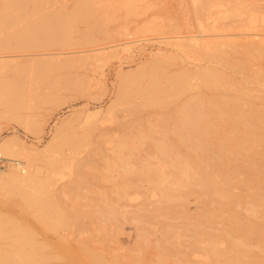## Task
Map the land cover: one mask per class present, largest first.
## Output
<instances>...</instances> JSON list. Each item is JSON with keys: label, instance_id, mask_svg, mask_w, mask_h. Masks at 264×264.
I'll list each match as a JSON object with an SVG mask.
<instances>
[{"label": "rangeland", "instance_id": "1", "mask_svg": "<svg viewBox=\"0 0 264 264\" xmlns=\"http://www.w3.org/2000/svg\"><path fill=\"white\" fill-rule=\"evenodd\" d=\"M78 1L50 0V7L41 15L55 12L59 19L65 20ZM93 3L107 7L104 25L87 26L82 19H75L69 25L74 34L68 44L0 50V63H5L0 71V83L10 81L21 88L9 105H0V141L16 135L28 147L41 150L56 135L62 122H68L67 133L86 141L84 149L76 153L62 146L61 141L55 147V150L63 149L75 165L74 173L66 169L54 176L57 204L69 226L50 227L42 218V211L25 203L21 188L13 187L0 197V264L33 261L93 264L85 246L98 248L97 242L108 235L107 246L121 248L120 254H125L141 242L142 225L150 232L148 258L157 260L152 249L162 237L159 222L150 223L147 219L141 224L123 222L116 230L110 224H102L100 211L105 200L117 198L115 193L124 184L121 170L113 171L111 166L120 156L131 152L137 157L153 155L152 141H141L139 132L158 139L160 135L149 132L150 128L157 125L159 114L171 112L178 103L167 107L123 105L117 100L121 75H126L132 87L138 88L149 81L152 68L161 69L166 75L184 69L192 72L204 67L217 69L233 86L215 90L201 87L186 93L178 102L194 94L223 97L250 102L264 117V56L257 55L260 50L264 52V0L249 3L245 9H237L236 0H228L214 9L200 0H132L131 3L94 0ZM128 6L132 7L130 13L126 11ZM226 13L234 16L218 18ZM85 32L88 39L82 38ZM36 38L42 41L45 36L39 34ZM196 39L208 41L209 52L214 55H201ZM219 51L225 53L226 62L216 56ZM35 69H39L36 76ZM69 82L75 86L68 87ZM195 82L201 85L202 80ZM244 87L258 98L238 90ZM96 111L100 113L88 119ZM220 124L219 129L208 135L213 143L223 141L231 146L232 142L226 138L228 133H248L242 123L229 128ZM254 132L264 135V126ZM133 146L137 148L134 151ZM55 150L50 152L54 154ZM216 152L214 147L202 155L214 162ZM88 153L93 155V160L81 163ZM241 155L264 164L262 145L251 144L241 150ZM20 158L27 159L25 154ZM16 166L15 160H7L8 169ZM219 167L222 173L229 170L227 163ZM130 204L133 208L138 202ZM184 210L197 215L205 207L189 197ZM225 213L235 217L245 214L243 206ZM84 242L88 245H83Z\"/></svg>", "mask_w": 264, "mask_h": 264}, {"label": "bare ground", "instance_id": "2", "mask_svg": "<svg viewBox=\"0 0 264 264\" xmlns=\"http://www.w3.org/2000/svg\"><path fill=\"white\" fill-rule=\"evenodd\" d=\"M93 1L79 0L67 18L61 20L55 12L41 15L50 7V0H0V50L68 44L74 34L69 25L78 18L87 26L101 27L106 20L107 7L96 6ZM226 1L200 0L211 9ZM236 1L237 9L257 2ZM126 9L130 13L132 7ZM232 16L226 13L218 18ZM39 34L45 36L42 41L36 38ZM82 38L88 39V32L83 33ZM195 44L204 57L214 55L209 52L208 41L196 39ZM257 55L264 56L263 50ZM216 56L222 62L227 61L222 51ZM4 64L0 63V71ZM33 74H39V69ZM200 78L202 83L198 85L195 80ZM72 85L75 86L67 83L68 87ZM132 86L127 76L121 75L117 100L123 105L167 107L175 102L178 104L171 112L159 114L157 125L150 128L149 132L160 135L158 139L150 133L139 132L141 141H152L153 155L137 157L131 152L120 156L111 166L113 171L121 170L119 174L124 177V184L121 191L115 193L116 199L103 202L100 219L102 224H110L116 230L123 222L141 224L145 219L150 223L159 222L162 237L152 249L156 251L157 260L148 258L150 232L142 225L139 229L141 242L125 254H120L121 248L107 246L105 238L108 235L99 238L98 248L85 246L93 264H264V164L241 155V150L248 149L251 144L264 146V135L254 132L264 126L263 113L250 102L210 98L203 94L187 96L178 102L186 93L201 87L215 90L233 86L228 77L208 67L194 72L184 69L170 75L152 68L146 84L138 88ZM238 90L253 99L258 98L247 87ZM20 92V86L13 82L0 83V105H9ZM99 113L89 114L88 119ZM220 122L228 128L242 123L248 133H228L226 138L232 142L231 146L223 141L213 143L208 135L219 129ZM67 125L68 122H62L56 135L41 150L28 147L16 135L0 141V154L6 160H15L17 165L11 169L6 166L7 169L0 171V197L13 187L23 189L25 203L42 211V218L52 228L69 226L55 197V173H64L66 169L70 173L75 171L72 159L63 149L55 150L56 144L61 141L62 146L75 153L82 151L86 144L85 140L67 133ZM214 147L217 157L213 162L202 153ZM132 148L133 151L137 149ZM52 149L54 154L50 152ZM22 154L27 159L22 161ZM92 156L88 153L78 162L92 161ZM226 163L229 170L222 173L219 165ZM189 197H194L205 211L187 214L184 209ZM131 202H138V205L132 208ZM242 206L244 215L235 217L225 213ZM29 264L44 263L33 261Z\"/></svg>", "mask_w": 264, "mask_h": 264}, {"label": "built area", "instance_id": "3", "mask_svg": "<svg viewBox=\"0 0 264 264\" xmlns=\"http://www.w3.org/2000/svg\"><path fill=\"white\" fill-rule=\"evenodd\" d=\"M7 166V160L0 154V171Z\"/></svg>", "mask_w": 264, "mask_h": 264}]
</instances>
